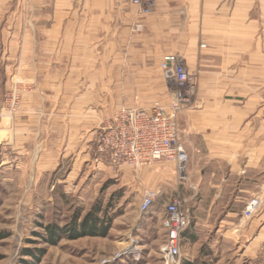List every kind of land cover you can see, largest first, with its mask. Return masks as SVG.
Segmentation results:
<instances>
[{"label": "crops", "instance_id": "crops-1", "mask_svg": "<svg viewBox=\"0 0 264 264\" xmlns=\"http://www.w3.org/2000/svg\"><path fill=\"white\" fill-rule=\"evenodd\" d=\"M170 53L198 78L191 106L177 116L186 178L173 164L116 169L95 157L96 135L120 107L151 108L162 98L160 61ZM21 54L28 89L14 118L28 146L44 151L36 166L53 171L75 151L78 171L87 164L91 175L106 170L134 187L138 212L143 195L155 193L149 211L163 236L164 205L186 198V246L240 245L244 224L264 230V0H155L149 15L132 0H0V61ZM252 198L260 206L245 216Z\"/></svg>", "mask_w": 264, "mask_h": 264}, {"label": "rangeland", "instance_id": "rangeland-1", "mask_svg": "<svg viewBox=\"0 0 264 264\" xmlns=\"http://www.w3.org/2000/svg\"><path fill=\"white\" fill-rule=\"evenodd\" d=\"M9 56L0 61V264H165L160 223L155 213L138 212L134 187L125 186L106 170L91 175L87 164L78 171L79 165L73 164L75 151H68L53 171L35 165L44 151L35 148L38 142L33 149L28 146L27 132L16 127L22 120L14 118L28 89V55H15L14 63H18L13 69ZM169 98V86L164 83L162 98L154 105H167ZM94 152L101 159L96 149ZM70 170L73 173L65 177ZM64 177L66 182L59 181ZM79 184L88 190H76ZM96 206L100 207L98 216L105 218L104 235L71 238L65 232L54 243L48 242L49 225L69 227L75 217L80 224ZM243 236L240 245L186 246L182 240L178 262L264 264V230H249L244 224ZM185 250L193 253L190 260L185 259Z\"/></svg>", "mask_w": 264, "mask_h": 264}, {"label": "built area", "instance_id": "built-area-1", "mask_svg": "<svg viewBox=\"0 0 264 264\" xmlns=\"http://www.w3.org/2000/svg\"><path fill=\"white\" fill-rule=\"evenodd\" d=\"M142 15L152 13L155 0H132ZM203 47V45H201ZM167 75L169 102L151 108L120 107L96 135V150L114 168L127 166L132 170L155 163L173 164L180 180L186 178L188 153L182 143L177 115L192 104L198 78L190 72L181 55L170 53L160 61ZM156 194L146 192L139 204V212H148ZM186 198L176 196L164 205L162 227L165 230L161 249L165 264H179L183 232L189 227L191 212ZM261 201L250 199L244 208L245 216L257 211Z\"/></svg>", "mask_w": 264, "mask_h": 264}, {"label": "trees", "instance_id": "trees-1", "mask_svg": "<svg viewBox=\"0 0 264 264\" xmlns=\"http://www.w3.org/2000/svg\"><path fill=\"white\" fill-rule=\"evenodd\" d=\"M100 207L96 206L93 210L88 212L82 219L80 224L76 223L77 219H73L69 227H57L56 225H49L47 232L49 233L48 242L54 243L58 234L66 233L68 237H79V236H97L104 235L106 231L104 217H99ZM194 264V263H188Z\"/></svg>", "mask_w": 264, "mask_h": 264}]
</instances>
